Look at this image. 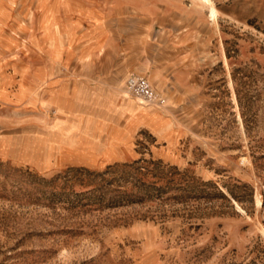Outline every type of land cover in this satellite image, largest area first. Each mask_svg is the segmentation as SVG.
<instances>
[{"label":"rangeland","instance_id":"rangeland-1","mask_svg":"<svg viewBox=\"0 0 264 264\" xmlns=\"http://www.w3.org/2000/svg\"><path fill=\"white\" fill-rule=\"evenodd\" d=\"M212 1L0 0V264H264V0Z\"/></svg>","mask_w":264,"mask_h":264},{"label":"built area","instance_id":"built-area-1","mask_svg":"<svg viewBox=\"0 0 264 264\" xmlns=\"http://www.w3.org/2000/svg\"><path fill=\"white\" fill-rule=\"evenodd\" d=\"M125 87L132 95L138 96L148 103L158 104L163 101V98L160 97L145 75L129 74L125 81Z\"/></svg>","mask_w":264,"mask_h":264},{"label":"crops","instance_id":"crops-1","mask_svg":"<svg viewBox=\"0 0 264 264\" xmlns=\"http://www.w3.org/2000/svg\"><path fill=\"white\" fill-rule=\"evenodd\" d=\"M88 80L87 79H85V78H81V79H79V80H76V79H74V78H71V77H69V78H59L58 80H56V84H54V87H55V89H57V88H59L60 86L61 87H63L62 89H61V92H62V96L63 97H65V98H71V96H72V90H73V85L75 84V83H81V82H87ZM75 82V83H74ZM76 85V84H75ZM74 85V86H75ZM101 87V86H100ZM59 92V91H58ZM84 144V143H83ZM97 143H96V141H93V140H91L90 142H89V148L90 147H96L97 148ZM82 146V145H81ZM74 153H78V154H81V153H83L80 149L78 150V149H75V151H74ZM74 157V156H73Z\"/></svg>","mask_w":264,"mask_h":264},{"label":"bare ground","instance_id":"bare-ground-1","mask_svg":"<svg viewBox=\"0 0 264 264\" xmlns=\"http://www.w3.org/2000/svg\"><path fill=\"white\" fill-rule=\"evenodd\" d=\"M199 1L201 4H203L204 6L207 7L208 9V18L212 23H216V19H217V10L215 8V5L213 3L212 0H197ZM128 91V90H127ZM129 92V91H128ZM130 93V92H129ZM131 94V93H130ZM132 95V94H131ZM134 96V95H132ZM138 97V96H135ZM140 98V97H139ZM142 99V98H141ZM143 100V99H142ZM237 101V100H236ZM256 202L259 204L260 203V198L259 195H256Z\"/></svg>","mask_w":264,"mask_h":264}]
</instances>
